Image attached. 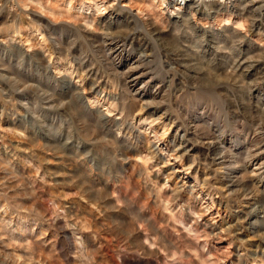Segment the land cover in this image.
Instances as JSON below:
<instances>
[{
	"label": "rangeland",
	"instance_id": "obj_1",
	"mask_svg": "<svg viewBox=\"0 0 264 264\" xmlns=\"http://www.w3.org/2000/svg\"><path fill=\"white\" fill-rule=\"evenodd\" d=\"M263 147L264 0H0V264H264Z\"/></svg>",
	"mask_w": 264,
	"mask_h": 264
},
{
	"label": "bare ground",
	"instance_id": "obj_2",
	"mask_svg": "<svg viewBox=\"0 0 264 264\" xmlns=\"http://www.w3.org/2000/svg\"><path fill=\"white\" fill-rule=\"evenodd\" d=\"M256 2V1H255ZM258 2V1H257ZM216 5V4H215ZM197 8L199 7L198 5L196 6ZM193 9L195 8V6H189V9ZM219 8V7H218ZM205 9V8H204ZM251 9H254V8H251ZM258 10V9H256ZM253 11V10H251ZM196 14V13H195ZM257 23V22H256ZM120 40V39H119ZM123 42V41H122ZM106 45L109 47V51H110V54L111 55H115L117 56L118 53L120 52L119 50V45L117 44V42H114V39L110 38V39H107L106 40ZM107 47V48H108ZM106 48V49H107ZM119 51V52H118ZM136 66V64H135ZM148 76V73L142 69H140L139 66H136V67H133V68H129V70L127 71V79L125 81V83L127 84V86L131 89L135 88L136 84L138 82H140L141 80L143 79H146ZM147 80V79H146ZM146 82V81H145ZM143 86V85H142ZM140 87H137L134 91L137 92V90L139 89ZM129 90V89H128ZM135 94V93H134ZM145 94V93H144ZM153 100V99H152ZM169 121V120H168ZM167 121V122H168ZM186 133V132H185ZM186 135V134H185ZM183 138V137H182ZM184 139V138H183ZM182 145V144H181ZM209 145V144H208ZM181 147V146H180ZM256 155L254 156L255 159V167L252 169L253 171V176L255 177H259V183H264V147L258 151L257 153H255ZM221 156V155H220ZM252 158V156H251ZM221 159V158H220ZM257 159H263L262 162H259V164H257L258 162H256ZM224 160V158H223ZM225 161V160H224ZM226 164V163H225ZM223 166V165H222ZM230 166V164H229ZM253 166V165H252ZM224 167V166H223ZM228 167L224 168V169H227ZM231 168V167H230ZM249 196V195H248ZM244 198V197H243ZM249 198V197H248ZM246 199V198H244Z\"/></svg>",
	"mask_w": 264,
	"mask_h": 264
}]
</instances>
